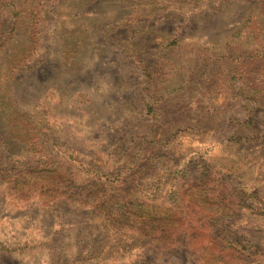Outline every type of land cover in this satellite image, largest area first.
<instances>
[{
  "label": "rangeland",
  "instance_id": "374dc122",
  "mask_svg": "<svg viewBox=\"0 0 264 264\" xmlns=\"http://www.w3.org/2000/svg\"><path fill=\"white\" fill-rule=\"evenodd\" d=\"M0 264H264V0H0Z\"/></svg>",
  "mask_w": 264,
  "mask_h": 264
}]
</instances>
